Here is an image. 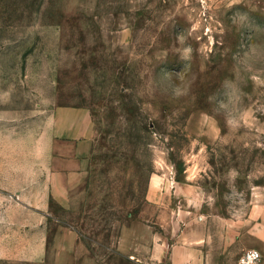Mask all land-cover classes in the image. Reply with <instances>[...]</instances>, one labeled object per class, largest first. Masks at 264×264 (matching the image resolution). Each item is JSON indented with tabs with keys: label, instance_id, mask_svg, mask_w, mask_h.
Instances as JSON below:
<instances>
[{
	"label": "rangeland",
	"instance_id": "rangeland-1",
	"mask_svg": "<svg viewBox=\"0 0 264 264\" xmlns=\"http://www.w3.org/2000/svg\"><path fill=\"white\" fill-rule=\"evenodd\" d=\"M59 105L87 107L96 137L57 215L97 261L167 264L116 247L124 224L160 214L153 179L201 186L203 214H238L264 186V0H0V264L34 251L23 227Z\"/></svg>",
	"mask_w": 264,
	"mask_h": 264
},
{
	"label": "crops",
	"instance_id": "crops-1",
	"mask_svg": "<svg viewBox=\"0 0 264 264\" xmlns=\"http://www.w3.org/2000/svg\"><path fill=\"white\" fill-rule=\"evenodd\" d=\"M95 137L87 107L59 105L52 110L42 137L44 194L41 202L28 204L32 220L23 227L26 233L31 225L34 249L22 258L25 263L107 264L89 254L75 226L62 221L56 212L71 208L73 191L85 182ZM169 194L174 195L170 200ZM203 200V189L197 184L177 182L170 190L168 183L161 187L160 179H153L148 202L160 214L124 224L117 251L127 258L147 257L155 263L223 264L227 250L256 248L262 253L259 264H264V186H257L238 214H203ZM164 210L173 211L171 219L164 217ZM173 222L179 226H167Z\"/></svg>",
	"mask_w": 264,
	"mask_h": 264
},
{
	"label": "built area",
	"instance_id": "built-area-1",
	"mask_svg": "<svg viewBox=\"0 0 264 264\" xmlns=\"http://www.w3.org/2000/svg\"><path fill=\"white\" fill-rule=\"evenodd\" d=\"M262 259V253L256 248L245 250L238 259V264H259Z\"/></svg>",
	"mask_w": 264,
	"mask_h": 264
}]
</instances>
